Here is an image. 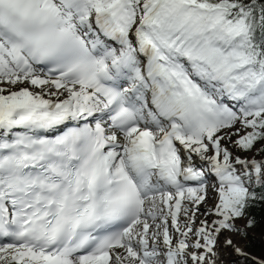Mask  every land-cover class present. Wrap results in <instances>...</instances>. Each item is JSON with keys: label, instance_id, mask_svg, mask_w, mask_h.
Returning <instances> with one entry per match:
<instances>
[{"label": "snow or ice", "instance_id": "obj_1", "mask_svg": "<svg viewBox=\"0 0 264 264\" xmlns=\"http://www.w3.org/2000/svg\"><path fill=\"white\" fill-rule=\"evenodd\" d=\"M257 200L264 0H0V264L248 258Z\"/></svg>", "mask_w": 264, "mask_h": 264}, {"label": "rangeland", "instance_id": "obj_2", "mask_svg": "<svg viewBox=\"0 0 264 264\" xmlns=\"http://www.w3.org/2000/svg\"><path fill=\"white\" fill-rule=\"evenodd\" d=\"M240 127H241V125L239 127H236V128H240ZM233 139H236V137H233ZM229 143L227 140L222 141V145L229 147V149L235 151L237 153V155L242 154L239 152V150L233 148V146ZM247 155H256V153L255 152L247 153ZM213 199H215V196H213ZM214 203H215V201L212 200L209 203V207H211L212 204H214ZM252 212H254V211H251V210L246 211L247 215L252 214ZM247 215H246V217L236 221V223L242 229V232H240V233L228 232L229 236L233 239L236 246L243 248V249H244V245L249 241V238L253 237L256 240H262L263 239V237L261 236V234H263L261 231L262 224H261V227L259 228L260 231L258 229H256L255 227H247V219L249 218V216H247ZM261 223H263V226H264V218L261 219ZM244 233H246V235H244ZM228 234L225 232L224 236L227 237ZM221 253H222V255L220 256V261L223 262V264H239V258H238L239 255L236 253L234 254V251L232 249L222 248ZM252 262L253 261H250L247 258H242L240 260V264H254V262L253 263Z\"/></svg>", "mask_w": 264, "mask_h": 264}, {"label": "trees", "instance_id": "obj_3", "mask_svg": "<svg viewBox=\"0 0 264 264\" xmlns=\"http://www.w3.org/2000/svg\"><path fill=\"white\" fill-rule=\"evenodd\" d=\"M263 218H264V206L260 204L259 208L256 209V212H252L251 219L254 221L253 225L261 226V224H262L261 230H263V232H264V226H263V223H261V219H263ZM246 248L248 250L252 251V253L257 252L259 255L264 257V240H262V241L261 240H255V239L253 240V239L249 238V241L247 242ZM250 261H252V260H250Z\"/></svg>", "mask_w": 264, "mask_h": 264}, {"label": "bare ground", "instance_id": "obj_4", "mask_svg": "<svg viewBox=\"0 0 264 264\" xmlns=\"http://www.w3.org/2000/svg\"><path fill=\"white\" fill-rule=\"evenodd\" d=\"M192 158H193L194 164L197 166V159H196V157L193 154H192Z\"/></svg>", "mask_w": 264, "mask_h": 264}]
</instances>
